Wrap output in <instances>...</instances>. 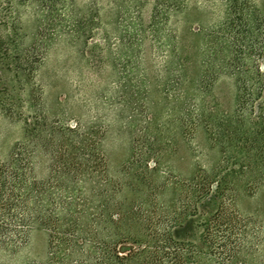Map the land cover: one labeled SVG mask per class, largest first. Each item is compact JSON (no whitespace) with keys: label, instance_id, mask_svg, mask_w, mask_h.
<instances>
[{"label":"trees","instance_id":"1","mask_svg":"<svg viewBox=\"0 0 264 264\" xmlns=\"http://www.w3.org/2000/svg\"><path fill=\"white\" fill-rule=\"evenodd\" d=\"M66 1L0 4V114L21 120L24 129L23 139L0 158V264L38 230L48 233V251L45 259L30 264H264V211L236 208L242 192L251 196L264 185V73L256 66L264 42H254L248 52L240 48L264 23V0H111V22L122 26L115 35L99 0L83 7L74 0L79 59L88 62L115 46L125 83L136 84L143 72L154 69L162 100L171 90L175 101L192 104L194 126L201 123L204 108L213 115L218 106L211 94L218 77L224 74L236 84L234 109L224 113L219 146L224 156L233 147L230 157L238 166L220 163L161 184L151 182L153 169L146 165L150 158L156 164L164 159L161 148L133 154L113 179L105 150L109 124L103 117L69 127L32 103L38 70L58 33L45 25L49 18L62 20ZM219 5L222 19L208 24L196 19L197 30H188L193 11L212 12ZM254 7L260 12L256 17L249 11ZM24 9L38 24L29 33L22 22ZM199 34L210 36V43L198 61L204 49L189 39ZM225 46L230 55L219 65L215 60ZM134 113L118 129L129 128ZM170 188L173 195L162 200Z\"/></svg>","mask_w":264,"mask_h":264},{"label":"rangeland","instance_id":"2","mask_svg":"<svg viewBox=\"0 0 264 264\" xmlns=\"http://www.w3.org/2000/svg\"><path fill=\"white\" fill-rule=\"evenodd\" d=\"M75 1L77 6L83 7L88 0ZM259 1L262 2V0ZM8 2H16V0H0L2 5ZM98 2L101 7H104L102 9L104 21L114 20L115 14L110 9L111 0H99ZM150 7L151 5L147 4L146 14ZM65 10L68 16H63L62 20L56 17L49 18L46 22L45 27L48 25L54 29L56 27L58 33L51 41L47 55L38 70L36 80L38 89L35 91L32 103H38L37 106L40 105L45 109L47 118L57 120L69 127H74L80 120L93 121L96 117H103L109 124L105 150L110 177L116 179L118 170L130 161L133 154L144 155L150 152L151 147L161 148V155L165 159L158 164L153 159H148L146 165L148 169H153L149 173L152 183L161 184L165 179L168 181L188 179L198 169L210 170L220 163L226 167L238 166L230 157V154L231 156L235 154L233 147L228 148L224 156L219 146L222 145L224 139L221 137L222 126H225L224 113H232L234 109L236 84L231 77L224 74L218 77L211 93L218 99V106L213 115H210L209 110L204 108L201 112L203 113L201 123L194 126L190 123L193 117L190 111L195 110L192 104L183 100L175 101L171 90L166 95L167 98L162 100L158 74L154 69L143 72L136 84L127 85V82L125 83L126 72L121 64L122 57L116 51L115 46H111V49L102 53H96L88 62L79 59L74 47V0L66 1ZM249 11L254 17L260 15L257 7ZM29 15V10L24 9L22 22L28 33L38 27L37 22H34ZM222 16V5L212 12L193 11L194 21L188 25V30L189 28L197 30L196 19H203L208 24L212 21L218 22ZM169 24L167 23L165 27ZM263 24L257 25L259 30L257 29L255 36L246 37L240 43L242 50L247 49L245 52H248L254 42L258 44L264 42ZM107 28L111 29L110 35H115L122 29V26H116V23L111 22ZM45 30L40 31L42 35L37 38L39 46L43 44V40L40 41L39 38L43 39L46 34ZM24 42L29 44L30 37L25 38ZM189 43L199 45L204 49L203 53L197 55L199 61L207 51L210 36L191 35ZM229 55L230 52L226 46L219 48L215 62L221 65ZM256 59V66L261 73H264V55ZM122 98L124 100L129 98L131 101L129 100L126 105ZM29 107L26 106L28 112L31 111ZM132 110L135 112L132 119L134 123L127 129H118L122 128V123L128 121L127 118L130 117ZM188 112L189 115L186 114ZM168 113L170 116H167ZM166 116L169 118H165ZM164 119L169 122L162 126ZM193 126L195 129L191 128ZM23 136L24 129L21 120H11L0 114V158H5L11 147L22 140ZM38 165L37 168L42 170L43 163L39 162ZM135 168L141 170L142 167L136 165ZM243 193L236 201V208L240 212L255 209L264 211V185L260 186L251 196ZM172 195L170 188L163 193L162 200H168ZM47 251L48 233L44 230L33 231L28 245L16 254L5 257L4 264H30L41 261L45 259Z\"/></svg>","mask_w":264,"mask_h":264}]
</instances>
